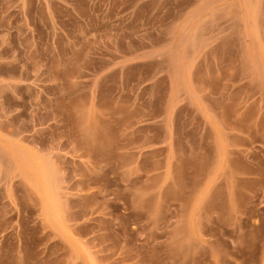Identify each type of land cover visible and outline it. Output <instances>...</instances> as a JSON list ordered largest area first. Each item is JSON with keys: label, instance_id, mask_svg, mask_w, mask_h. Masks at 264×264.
<instances>
[{"label": "rangeland", "instance_id": "374dc122", "mask_svg": "<svg viewBox=\"0 0 264 264\" xmlns=\"http://www.w3.org/2000/svg\"><path fill=\"white\" fill-rule=\"evenodd\" d=\"M0 264H264V0H0Z\"/></svg>", "mask_w": 264, "mask_h": 264}]
</instances>
